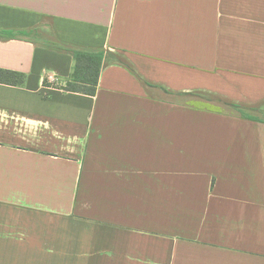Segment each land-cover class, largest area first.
<instances>
[{"label":"crops","instance_id":"1","mask_svg":"<svg viewBox=\"0 0 264 264\" xmlns=\"http://www.w3.org/2000/svg\"><path fill=\"white\" fill-rule=\"evenodd\" d=\"M0 68V264H264V0H0Z\"/></svg>","mask_w":264,"mask_h":264},{"label":"trees","instance_id":"2","mask_svg":"<svg viewBox=\"0 0 264 264\" xmlns=\"http://www.w3.org/2000/svg\"><path fill=\"white\" fill-rule=\"evenodd\" d=\"M71 51L75 65L65 89L72 92L94 95L106 63L122 62L105 49L71 48ZM24 78L23 73L0 68V82L19 84L23 83Z\"/></svg>","mask_w":264,"mask_h":264},{"label":"built area","instance_id":"3","mask_svg":"<svg viewBox=\"0 0 264 264\" xmlns=\"http://www.w3.org/2000/svg\"><path fill=\"white\" fill-rule=\"evenodd\" d=\"M49 80L54 81L57 80V78L52 73H50Z\"/></svg>","mask_w":264,"mask_h":264},{"label":"rangeland","instance_id":"4","mask_svg":"<svg viewBox=\"0 0 264 264\" xmlns=\"http://www.w3.org/2000/svg\"><path fill=\"white\" fill-rule=\"evenodd\" d=\"M203 99H205V101H211V99H209V100H208V98H207V97H205V96H204V98H203Z\"/></svg>","mask_w":264,"mask_h":264}]
</instances>
